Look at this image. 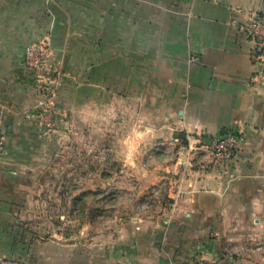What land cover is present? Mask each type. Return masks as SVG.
Masks as SVG:
<instances>
[{
	"label": "crops",
	"instance_id": "0c3cea01",
	"mask_svg": "<svg viewBox=\"0 0 264 264\" xmlns=\"http://www.w3.org/2000/svg\"><path fill=\"white\" fill-rule=\"evenodd\" d=\"M251 13L264 20V0H0V264H264V72ZM35 43H49L64 73L56 101L78 131H111L117 115L136 134L138 184L180 171L167 217L134 219L85 249L34 234L35 176L64 166L22 64ZM227 130L244 138L234 159L203 169L207 137ZM185 140L190 160H165L161 145Z\"/></svg>",
	"mask_w": 264,
	"mask_h": 264
},
{
	"label": "rangeland",
	"instance_id": "374dc122",
	"mask_svg": "<svg viewBox=\"0 0 264 264\" xmlns=\"http://www.w3.org/2000/svg\"><path fill=\"white\" fill-rule=\"evenodd\" d=\"M57 89L53 130L45 131L40 120L38 123L44 140L59 142L64 166L40 169L35 176L32 191L39 193L40 199H34L29 205L35 211L31 217L34 234L59 238L85 249L105 243L109 236L132 227L134 219L167 217L171 207L168 190L180 171L166 173L155 184H138V169L131 163L137 156L136 134L132 135V130L121 131L115 123L117 115H114L111 131L102 128V131H90L88 124L81 125L78 131V125L67 120L65 111L56 101ZM132 124L134 126V122ZM0 132L4 137V131ZM161 147L168 162L180 160L183 165L190 160L187 140L166 142ZM4 152L5 146L0 158ZM46 177L53 179L43 182Z\"/></svg>",
	"mask_w": 264,
	"mask_h": 264
},
{
	"label": "built area",
	"instance_id": "2783aa9c",
	"mask_svg": "<svg viewBox=\"0 0 264 264\" xmlns=\"http://www.w3.org/2000/svg\"><path fill=\"white\" fill-rule=\"evenodd\" d=\"M246 33L252 43V55L256 58L259 73H263L264 66V20L258 13L248 15ZM23 67L30 72L35 81L40 99L36 106V117L43 124L45 131L53 130L55 116L54 100L56 89L62 81L64 73L51 63V50L49 43H35L25 47L22 55ZM1 131V130H0ZM244 138L232 131H224L215 138L206 141L208 150L202 168L219 173L235 157ZM5 141L0 132V155L4 151ZM193 264H210L199 260Z\"/></svg>",
	"mask_w": 264,
	"mask_h": 264
}]
</instances>
